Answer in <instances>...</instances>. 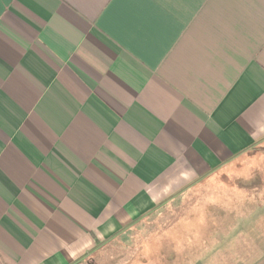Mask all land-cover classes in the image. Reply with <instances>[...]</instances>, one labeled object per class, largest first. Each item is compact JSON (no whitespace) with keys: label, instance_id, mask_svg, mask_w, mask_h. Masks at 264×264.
<instances>
[{"label":"crops","instance_id":"obj_1","mask_svg":"<svg viewBox=\"0 0 264 264\" xmlns=\"http://www.w3.org/2000/svg\"><path fill=\"white\" fill-rule=\"evenodd\" d=\"M264 145V0H0V264H84Z\"/></svg>","mask_w":264,"mask_h":264},{"label":"rangeland","instance_id":"obj_2","mask_svg":"<svg viewBox=\"0 0 264 264\" xmlns=\"http://www.w3.org/2000/svg\"><path fill=\"white\" fill-rule=\"evenodd\" d=\"M84 264H264V145L101 243Z\"/></svg>","mask_w":264,"mask_h":264}]
</instances>
